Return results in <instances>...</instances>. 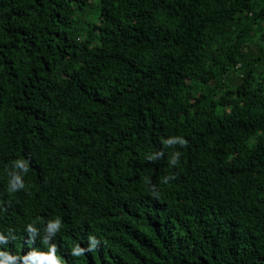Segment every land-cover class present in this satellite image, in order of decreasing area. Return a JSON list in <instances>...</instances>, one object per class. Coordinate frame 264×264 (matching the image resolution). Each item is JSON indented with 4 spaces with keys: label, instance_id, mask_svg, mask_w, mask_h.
<instances>
[{
    "label": "trees",
    "instance_id": "16d2710c",
    "mask_svg": "<svg viewBox=\"0 0 264 264\" xmlns=\"http://www.w3.org/2000/svg\"><path fill=\"white\" fill-rule=\"evenodd\" d=\"M57 217L65 264H264V0H0V251Z\"/></svg>",
    "mask_w": 264,
    "mask_h": 264
},
{
    "label": "clouds",
    "instance_id": "9594fccd",
    "mask_svg": "<svg viewBox=\"0 0 264 264\" xmlns=\"http://www.w3.org/2000/svg\"><path fill=\"white\" fill-rule=\"evenodd\" d=\"M162 143L165 147H174L180 145L181 147H186L188 141L183 137H171L168 139L162 140ZM181 153L175 151L171 154L169 158L170 166H177L180 160ZM164 157V152L159 151L153 154H150L146 159L150 162L157 159H162ZM29 161L21 158L14 160L12 162V167L14 171L9 173L10 180L8 184V192L15 193L17 191L25 189V184L23 181L22 173L26 174L28 171ZM175 179V176H165L162 180V183L167 184L170 180ZM152 195L158 197L159 193L156 188L153 186ZM7 209H4L6 211ZM39 220V218H37ZM62 227V220L57 217L55 219H50L46 222V226L43 229V235L41 243L47 247L46 252L42 251H31L28 255H13L8 251H0V264H17L18 261H23L24 264H65V261L62 257L57 255L58 246L57 244L51 243L53 237L57 235ZM8 235H5L4 232H0V245H7L10 239H15L12 235L13 230L8 229ZM26 232L29 237V244H32L36 241L37 235L41 236L40 229L35 226V222L29 223L26 226ZM101 241L97 239L95 235H89L87 238V247H82L80 244H76L71 248L70 254L73 257H81L86 253L95 251L100 246Z\"/></svg>",
    "mask_w": 264,
    "mask_h": 264
}]
</instances>
